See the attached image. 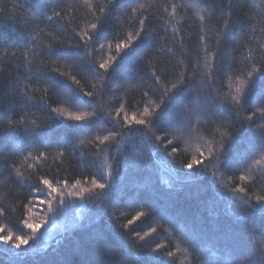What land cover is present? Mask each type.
Here are the masks:
<instances>
[{
  "label": "snow or ice",
  "instance_id": "6c2138e0",
  "mask_svg": "<svg viewBox=\"0 0 264 264\" xmlns=\"http://www.w3.org/2000/svg\"><path fill=\"white\" fill-rule=\"evenodd\" d=\"M226 2L227 6L213 0H163L159 4L157 0H107L106 4L84 0L90 19H85L84 30L76 32L71 27L75 17L65 19L78 11L76 4L32 0L29 15L42 18L50 30L38 27L31 35L11 37L0 32V81L3 68L13 60L20 61L12 87L15 95L7 108L0 96V186L14 181L15 191H24L23 199L37 198L49 212L57 211L54 203L63 211L67 198L83 200L90 195L98 210L95 222L105 221L95 239L117 242L132 255L127 232L142 242L140 248L149 250L147 259L138 264H173L174 253L167 251L164 258L161 250L167 245L156 240L167 231L158 227L161 221L178 228L189 246L198 248L209 235L202 224L193 220L182 201L159 192L151 181L152 158L161 148L171 147L167 153L171 157L178 152L174 140L195 134L198 157L174 169L178 190L202 188L209 169L217 191L221 187L217 173L222 178L226 172L242 173L240 180L254 172L264 189V11H254L256 0H245L250 5L244 14L246 23L241 22L236 31L232 16L238 0ZM259 7L264 9V3ZM7 11L0 7V17ZM217 13L224 18L222 26L214 27ZM177 17L184 20L188 34L195 27L192 19L199 21L195 54L186 51L187 35ZM57 62L76 74L51 67ZM225 83L228 91L223 90ZM130 90H138L140 99H129ZM56 98L63 106L49 104ZM29 104L40 109L35 119H29L35 116L28 110ZM14 107L26 111L14 118ZM113 145L117 166L109 165L106 172L98 154L110 152ZM53 148L55 170L46 167ZM65 165H79L77 171L90 173V182L87 176L83 181L90 186L69 191V176L59 177L61 171L67 172ZM26 170L31 171L26 175ZM71 179L75 180L73 188L81 184L74 175ZM165 184L173 187L170 181ZM223 188L229 200L239 201L245 208L236 225L220 237L234 254L228 264H237V258L239 264H264V194H257L253 203L245 186L229 189L224 184ZM11 211L12 205L0 197V218L11 223ZM121 219L126 222L118 228L114 221ZM23 224L33 232L41 227L27 220ZM0 242L9 245L5 251L29 244L28 239L13 238L11 233L0 235ZM11 255L22 257L24 253ZM79 264L95 262L85 258Z\"/></svg>",
  "mask_w": 264,
  "mask_h": 264
},
{
  "label": "trees",
  "instance_id": "16d2710c",
  "mask_svg": "<svg viewBox=\"0 0 264 264\" xmlns=\"http://www.w3.org/2000/svg\"><path fill=\"white\" fill-rule=\"evenodd\" d=\"M161 2L163 0H157V4ZM213 2L224 3L227 6L226 0H213ZM31 3L32 0H0V7L8 9L0 17V32H4L11 37L21 33L31 35L33 30L38 27L43 28L45 32L49 31L48 25L42 18L29 15ZM70 3L76 4L78 11L71 12L65 19L67 21L74 16L75 23L71 27L76 32H80L85 28V19H90V17L84 6V0H70ZM92 3L106 4L107 0H92ZM260 3H264V0H256L257 7L254 11H264V9L259 7ZM249 7L250 5L246 4L245 0H238L237 7L233 10L234 14L232 16V22L236 31L240 30L241 22L246 23L244 14L248 12ZM159 14L163 15L162 12ZM99 15L100 13L97 10V16ZM183 15L181 13V17ZM181 17H177V20L180 21L178 26L187 35L186 43L188 46L186 51L195 54L199 47V21L195 18L192 19L191 23L195 27L188 34V29L184 27V20ZM223 18L221 14L217 13L214 27L222 26L221 21ZM256 19L259 20L260 18L256 17ZM171 27L172 25L169 26V30H171ZM157 30L161 33L163 31L159 25H157ZM7 43L8 41L6 40L5 44ZM12 50L9 49V52ZM17 55L19 56V52ZM18 63H20L19 60H13L10 66L3 68L2 71L3 80L0 81V88L4 91L0 92V96H3L4 108L9 106L15 95L12 87L16 83ZM5 64H9L8 59H5ZM51 67H59L60 71L72 75L76 74L74 71L69 70L62 62L52 64ZM32 83L35 84L34 81ZM85 89L91 90L87 84H85ZM223 90L228 91L227 83L224 84ZM232 94H235L234 89L232 90ZM132 97L140 99L138 90L129 91L128 98L131 99ZM49 104L52 107L63 106L60 104L58 98H56L55 103L49 100ZM13 110L16 114L14 118L19 117L26 111V109L19 107H14ZM28 110L35 113V116L30 115L29 119H35L36 116L40 115V109L33 108L31 104L28 105ZM128 112L132 114V109H128ZM39 122L37 120V123ZM194 137L195 134H193V137L174 140L173 146H178V152L171 157L167 155L171 151V147L168 149L161 148L159 154L152 158V171L150 176L153 185L159 192L171 194L176 200L184 203L193 220L202 224V227L209 234L208 238L202 240L198 248H192L181 235V231L178 228H174L172 225L161 221L158 227L166 229L167 231H162L156 237V240L167 245L165 249L161 250V255L164 258H167V251L174 253V257L172 258L173 264H228L234 258V254L224 246V241L220 237L229 226L236 225V218L245 214V208L239 201L229 200L223 185L227 184L229 189L237 185L245 186L246 189H250L253 203L254 197L257 194H264V189L256 181V174L254 172L248 174L246 180L239 179V176L242 174L240 172H237L235 175L231 172H226L222 178L217 173L216 179L221 185L219 191H217L216 184L212 182V169H209L208 179L204 182L202 188L198 190L193 187H185L183 190H178L179 185L175 180L174 169L182 168V165L190 161L193 156L198 157V152L196 151L197 142ZM40 151H44V149L41 148ZM51 151L52 154L49 155L46 167L55 170L57 167V163L54 161L55 148ZM24 154L27 155V152ZM76 155L79 156V153ZM114 155L115 145H113L110 152H100L98 154L99 163L106 172L109 165L114 168L117 166L116 160L113 159ZM205 155H207V152H205ZM16 159L19 158L17 157ZM65 167L67 168V172L61 171L59 177L69 176V191H79L80 187L90 186V183H83L86 176L90 182V173L83 170L77 171L79 165H65ZM28 171L31 170H26V175ZM184 171L187 172L189 170L184 169ZM41 174L43 173L41 172ZM53 174H56L55 171H53ZM3 175L6 177L7 173L5 172ZM73 175L76 179L81 180V184L77 185L76 188L72 187L75 183V180L71 179ZM49 178L51 179V177ZM165 181H170L173 187L169 189ZM17 187L14 181L11 180L6 181L0 186V197H3L6 205H12V211L8 213V217L12 222L8 223L4 218H0V229H3L0 231V235H8L11 233L13 238L23 236L29 240V244L22 246L21 249L5 251L9 249V245H4L0 242V264H54V262L63 260L71 261L72 264H79L85 258L91 259L95 264H108L110 260H122L123 264H138L139 260L147 259L146 253L149 250L140 248L139 245L142 242L133 240L128 236L127 232H125V236L128 239V244L131 246L132 255L128 254L127 248L117 242L105 243L95 239L96 232L104 230L105 221L99 220L98 223L95 222L98 219V210L93 203V197L90 195L86 194L83 200L67 198L63 211H60V206L54 203L53 208L57 209V211L49 212L48 206L41 205L39 199L32 196L23 199L25 193L22 190L20 192L15 191ZM96 191L98 192L99 189ZM222 195L223 198H221ZM33 200H35V203H30ZM123 210L125 212L130 211L128 208ZM131 214H134V211ZM108 216L109 218L112 217L111 210H109ZM129 218H131L130 215ZM24 220H27L29 223L40 224L41 227L33 232L23 224ZM114 222L120 228L126 221L121 219L120 221ZM81 226L87 227L81 230ZM257 227H260L259 222L257 223ZM121 231L124 230L121 228ZM153 247H155L154 244ZM69 250H71V254H69ZM14 252H21L24 255L22 257L11 255ZM237 264H239L238 258Z\"/></svg>",
  "mask_w": 264,
  "mask_h": 264
}]
</instances>
